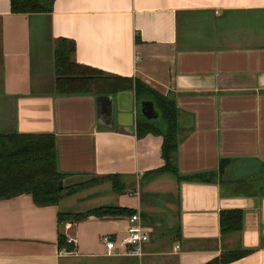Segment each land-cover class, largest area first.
Segmentation results:
<instances>
[{"label": "crops", "instance_id": "obj_1", "mask_svg": "<svg viewBox=\"0 0 264 264\" xmlns=\"http://www.w3.org/2000/svg\"><path fill=\"white\" fill-rule=\"evenodd\" d=\"M60 36L77 62L173 95L178 178L152 171L164 163L161 135L136 136L122 114L108 128L96 93L54 91ZM12 132L51 133L63 181L119 174L123 188L103 182L48 205L0 199V264H202L236 248L248 251L221 264H264V0H52L41 13L0 0V134ZM71 199L137 210L150 229L142 254L105 253L102 235L120 238L126 215L58 223ZM228 208L241 209V225L224 234Z\"/></svg>", "mask_w": 264, "mask_h": 264}, {"label": "trees", "instance_id": "obj_2", "mask_svg": "<svg viewBox=\"0 0 264 264\" xmlns=\"http://www.w3.org/2000/svg\"><path fill=\"white\" fill-rule=\"evenodd\" d=\"M52 0H9V10L14 13H41L51 8ZM53 88L57 94L112 93L122 88H131L135 99H150L155 118L137 115L134 119V132L141 136L147 132L161 135L160 153L162 166L152 170L179 177L175 152L179 139L177 107L171 93H158L143 82L107 73L101 69L77 62L74 58V42L67 37H57L53 45ZM228 158L220 160L224 166ZM65 176L56 167L55 144L51 133L12 132L0 134V199L20 193L30 194L36 205L56 204L61 198L92 185L91 181H109L114 192L123 188L119 174L91 175L89 180L76 181L57 188V180ZM135 210L112 204H100L83 210H58L56 220L80 221L89 215H129ZM242 211L239 208L220 209L219 230L228 233L238 230ZM57 245L66 250L72 245L66 242L61 232L57 233ZM247 249L223 250L217 256L202 264H221L244 255Z\"/></svg>", "mask_w": 264, "mask_h": 264}, {"label": "water", "instance_id": "obj_3", "mask_svg": "<svg viewBox=\"0 0 264 264\" xmlns=\"http://www.w3.org/2000/svg\"><path fill=\"white\" fill-rule=\"evenodd\" d=\"M131 88H122L112 93L95 94V111L97 120L106 122L107 127L111 128L114 123H119V114L124 118L123 128L127 131H133L134 119L137 115L145 118L157 117V112L153 108L150 99L136 100L132 95ZM61 187V179L57 180V188Z\"/></svg>", "mask_w": 264, "mask_h": 264}, {"label": "built area", "instance_id": "obj_4", "mask_svg": "<svg viewBox=\"0 0 264 264\" xmlns=\"http://www.w3.org/2000/svg\"><path fill=\"white\" fill-rule=\"evenodd\" d=\"M150 229L145 225L137 210L126 216L123 235L115 239L109 235H102L105 253L109 254L114 250L119 254L140 256L143 244L149 238Z\"/></svg>", "mask_w": 264, "mask_h": 264}, {"label": "rangeland", "instance_id": "obj_5", "mask_svg": "<svg viewBox=\"0 0 264 264\" xmlns=\"http://www.w3.org/2000/svg\"><path fill=\"white\" fill-rule=\"evenodd\" d=\"M92 176L91 175H88V176H83V177H81L79 180L81 181V180H89L90 178H91ZM78 180V179H77ZM78 180V181H79ZM263 181V180H262ZM69 182V183H68ZM75 181L74 180H71V179H67V180H65V181H63L62 179H61V187L62 188H64L65 189V186L66 185H69V184H72V183H74ZM103 182H108V184H109V186H110V182L109 181H107V180H105V181H100V182H95L94 180H92L91 181V183H92V185H90L89 187H93V186H96V185H100L101 183H103ZM89 187H86V188H83V189H80V190H78V191H76V192H74V193H77V192H82L83 190H85V189H87V188H89ZM109 190H111V191H113L112 189H111V187H110V189ZM130 191V190H129ZM114 192V191H113ZM74 193H72V194H74ZM69 195H71V194H69ZM69 195H66V196H69ZM65 196V197H66ZM79 196H81V195H79ZM79 196L77 197V199L76 200H81L80 198H79ZM74 200H72L71 199V201L70 202H73ZM101 200H98V202H96V201H94V200H90V201H88V200H84L83 202H81V203H79L78 201H74L73 203H72V205H69V208L72 210V209H83L84 207H88V206H91V205H97V204H100L101 202H100ZM102 203H112V200H109V199H105ZM232 232H234V231H232ZM225 234V233H224ZM236 237V236H235ZM236 249H238V248H236Z\"/></svg>", "mask_w": 264, "mask_h": 264}]
</instances>
